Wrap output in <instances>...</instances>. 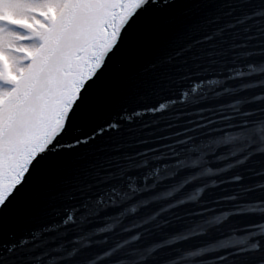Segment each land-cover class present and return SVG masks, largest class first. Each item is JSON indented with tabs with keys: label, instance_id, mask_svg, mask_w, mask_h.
<instances>
[{
	"label": "snow or ice",
	"instance_id": "snow-or-ice-1",
	"mask_svg": "<svg viewBox=\"0 0 264 264\" xmlns=\"http://www.w3.org/2000/svg\"><path fill=\"white\" fill-rule=\"evenodd\" d=\"M0 264H264V0H0Z\"/></svg>",
	"mask_w": 264,
	"mask_h": 264
}]
</instances>
